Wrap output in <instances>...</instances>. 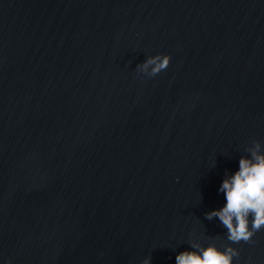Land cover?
Segmentation results:
<instances>
[{
	"label": "water",
	"instance_id": "1",
	"mask_svg": "<svg viewBox=\"0 0 264 264\" xmlns=\"http://www.w3.org/2000/svg\"><path fill=\"white\" fill-rule=\"evenodd\" d=\"M161 53L166 70L137 69ZM254 141L264 0H0V264L224 249L206 213ZM232 246L264 264V228Z\"/></svg>",
	"mask_w": 264,
	"mask_h": 264
},
{
	"label": "clouds",
	"instance_id": "2",
	"mask_svg": "<svg viewBox=\"0 0 264 264\" xmlns=\"http://www.w3.org/2000/svg\"><path fill=\"white\" fill-rule=\"evenodd\" d=\"M171 61L170 54L149 56L137 65V69L149 77H154L167 69ZM264 145L254 141L246 148L250 155H243L239 168L234 174H227L220 186L226 204L219 209L206 213L207 219L219 218L227 229L226 248L221 249L215 243L207 246L193 240L191 250H185L176 256V264H234L238 249L233 244L251 241L254 234L264 228ZM251 217V222H250ZM142 264H151V256Z\"/></svg>",
	"mask_w": 264,
	"mask_h": 264
}]
</instances>
